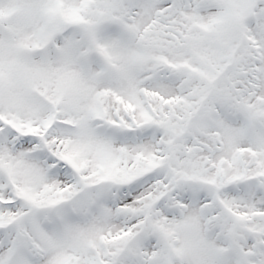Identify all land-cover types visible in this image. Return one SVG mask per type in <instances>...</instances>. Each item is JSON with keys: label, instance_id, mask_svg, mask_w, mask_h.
I'll list each match as a JSON object with an SVG mask.
<instances>
[{"label": "snow or ice", "instance_id": "obj_1", "mask_svg": "<svg viewBox=\"0 0 264 264\" xmlns=\"http://www.w3.org/2000/svg\"><path fill=\"white\" fill-rule=\"evenodd\" d=\"M0 264H264V0H0Z\"/></svg>", "mask_w": 264, "mask_h": 264}]
</instances>
